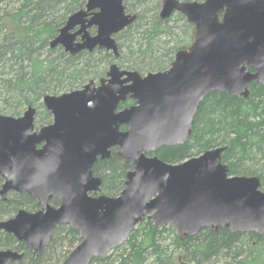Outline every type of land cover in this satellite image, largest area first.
<instances>
[{
    "label": "water",
    "instance_id": "95a60500",
    "mask_svg": "<svg viewBox=\"0 0 264 264\" xmlns=\"http://www.w3.org/2000/svg\"><path fill=\"white\" fill-rule=\"evenodd\" d=\"M156 4L161 19L179 13L194 28L192 44L178 51L168 70L143 76L113 64L99 84L47 95L43 105L53 121L40 129L34 107L19 118L0 113V196L7 202L10 192L25 194L40 207L0 221V230L35 257L50 247L57 228L68 225L82 242L63 264L105 260L146 216L181 240L206 228L264 236L261 180L230 176L222 162L226 147L179 164L156 155L188 141L199 105L210 93L248 100L252 83L264 85V0ZM136 19L122 0H87L51 48L61 46L71 56L98 49L118 57L115 36ZM128 99L134 104L120 109ZM113 150L133 168L118 197L100 194L102 180L93 171ZM54 199L58 208L50 204ZM23 258V252L0 251V264Z\"/></svg>",
    "mask_w": 264,
    "mask_h": 264
},
{
    "label": "trees",
    "instance_id": "16d2710c",
    "mask_svg": "<svg viewBox=\"0 0 264 264\" xmlns=\"http://www.w3.org/2000/svg\"><path fill=\"white\" fill-rule=\"evenodd\" d=\"M127 13L136 21L115 36L119 57L108 51L95 50L71 56L58 46L51 48L68 18L85 9L87 0H0V112L21 117L29 107L37 110L35 126L50 125L53 117L44 105L47 95L58 96L82 89L90 81L100 82L116 62L123 70L145 76L164 72L171 67L176 54L193 41L194 28L186 18L175 13L168 20L159 16L156 0H122ZM183 2L204 0H180ZM17 4H19L17 6ZM152 5V8L149 6ZM182 24L183 37L177 33ZM95 34V29L91 32ZM250 96L232 97L213 92L199 105L188 141L174 148L164 147L156 155L170 164H179L209 150L226 147L222 155L230 176L257 177L264 191V85L252 83ZM128 99L120 109L132 106ZM122 130H126L122 128ZM132 164L123 161L113 150L112 157L99 160L94 175L102 180L101 195L118 197L125 188ZM3 179L0 177V188ZM58 208L60 201H50ZM36 212L37 201L25 194L12 192L5 202L0 196V221L13 218L18 211ZM174 235L178 255L173 257L163 246L165 234ZM82 242L71 226L63 225L54 232L50 247L35 257L24 243L0 230V251L16 250L24 258L15 264H63ZM119 264H145L155 255L157 264H264V236L256 233H233L223 229H203L197 236L181 240L168 227L156 228L144 217L122 247ZM111 256V255H110ZM94 259L92 264H109Z\"/></svg>",
    "mask_w": 264,
    "mask_h": 264
},
{
    "label": "rangeland",
    "instance_id": "374dc122",
    "mask_svg": "<svg viewBox=\"0 0 264 264\" xmlns=\"http://www.w3.org/2000/svg\"><path fill=\"white\" fill-rule=\"evenodd\" d=\"M197 2H202V1H197ZM19 4H17L18 6ZM153 6L150 5L149 8H152ZM182 26V24L180 25H177L176 27H178L177 29V33L179 34V36L182 38L183 37V29H180L179 27ZM93 29L90 30V32H92ZM112 53V52H111ZM119 53V51H118ZM116 57V56H115ZM119 57V55H118ZM115 64H117L119 66V64L116 62ZM109 72V69L108 71ZM98 83V82H96ZM1 113V112H0ZM2 114V113H1ZM23 116V115H22ZM4 183V182H3ZM3 185V184H2ZM2 187V186H1ZM1 189V188H0ZM12 192H10L8 195H7V198H9L10 194ZM8 201V200H7ZM8 220V219H7ZM5 221V220H4ZM173 241H174V235L172 233H167L165 234V240L162 241V245L165 246L167 248V251L170 255H172L173 257L177 256L178 255V251L176 250V247L174 246L173 244ZM111 255V256H110ZM108 256H110V263L109 264H119L120 261H121V251L120 250H113ZM226 260L224 259H221L219 260L218 263L216 264H224ZM50 264H54L53 262H50ZM145 264H157L156 262V258H155V255H151L149 256L146 261H145ZM179 264H195V263H192V262H189V261H181L179 262Z\"/></svg>",
    "mask_w": 264,
    "mask_h": 264
},
{
    "label": "flooded vegetation",
    "instance_id": "af4514ba",
    "mask_svg": "<svg viewBox=\"0 0 264 264\" xmlns=\"http://www.w3.org/2000/svg\"><path fill=\"white\" fill-rule=\"evenodd\" d=\"M90 33H91V32H90ZM106 77H107V76H106ZM99 83H100V82H98L97 84H99ZM39 210H40V209H39ZM39 210H38V211H39ZM36 212H37V211H36ZM30 213H31V212H30ZM33 213H35V212H33Z\"/></svg>",
    "mask_w": 264,
    "mask_h": 264
}]
</instances>
